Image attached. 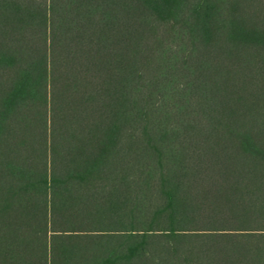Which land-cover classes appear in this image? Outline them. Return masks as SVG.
Segmentation results:
<instances>
[{"label": "trees", "instance_id": "trees-1", "mask_svg": "<svg viewBox=\"0 0 264 264\" xmlns=\"http://www.w3.org/2000/svg\"><path fill=\"white\" fill-rule=\"evenodd\" d=\"M0 264H264V0H0Z\"/></svg>", "mask_w": 264, "mask_h": 264}]
</instances>
